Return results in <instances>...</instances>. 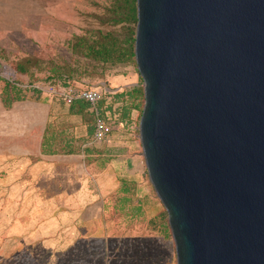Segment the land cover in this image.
<instances>
[{"label": "water", "instance_id": "obj_1", "mask_svg": "<svg viewBox=\"0 0 264 264\" xmlns=\"http://www.w3.org/2000/svg\"><path fill=\"white\" fill-rule=\"evenodd\" d=\"M139 141L177 264H264V0H136Z\"/></svg>", "mask_w": 264, "mask_h": 264}, {"label": "rangeland", "instance_id": "obj_2", "mask_svg": "<svg viewBox=\"0 0 264 264\" xmlns=\"http://www.w3.org/2000/svg\"><path fill=\"white\" fill-rule=\"evenodd\" d=\"M127 13L125 0H14L5 23L23 30L0 33V70L13 72L12 63H22L37 78L58 70L72 86L103 87L110 132L90 145L91 155L79 152L41 175L17 151L0 153V264H177L168 215L139 141L144 100L115 125L122 106L115 94L143 86L135 58L112 64L91 51L102 43L134 50L137 22ZM35 86L41 97L65 87L45 80ZM58 97L52 100L59 104L57 120L74 131L78 148L94 119L69 115ZM122 179L134 183L128 195L120 192Z\"/></svg>", "mask_w": 264, "mask_h": 264}, {"label": "trees", "instance_id": "obj_3", "mask_svg": "<svg viewBox=\"0 0 264 264\" xmlns=\"http://www.w3.org/2000/svg\"><path fill=\"white\" fill-rule=\"evenodd\" d=\"M125 4L128 8L126 19L137 22L136 0H125ZM100 45L96 49L91 48V51L104 62L125 63L130 57H134V50L119 51L120 48L115 43ZM3 55L5 54L0 53V56ZM11 66L13 72L0 70V147L20 148L29 155L32 161L44 158L54 160L53 156L58 153L71 154L75 157L79 156V152L91 155L93 146L86 144L93 138L95 120L97 117L107 120L108 110L107 106H103V97L97 103L99 116L91 111L90 103L85 100L75 99L69 105L70 114L79 115L82 119H85L89 114L94 119L87 131L88 138L84 139L82 144L76 148L74 143L77 140L74 137L70 139L67 136L64 137L63 131H58L47 123L48 114L37 109V102L41 98L42 91L35 86L36 81L45 80L67 87L73 85L69 75L60 73L58 70H50L43 78H37L30 67L25 64L12 63ZM115 100L122 103L119 109L121 117H119V121L115 122V125L118 126L124 120L129 119L131 110L137 109V102L144 100L143 86L135 85L125 88L115 94ZM61 102L65 103L63 100ZM50 155L52 158L47 157ZM133 184L122 179L120 192L128 195L133 191L131 188ZM123 199L132 201L130 197ZM139 201L137 200L139 205L137 211L141 212L142 207Z\"/></svg>", "mask_w": 264, "mask_h": 264}, {"label": "crops", "instance_id": "obj_4", "mask_svg": "<svg viewBox=\"0 0 264 264\" xmlns=\"http://www.w3.org/2000/svg\"><path fill=\"white\" fill-rule=\"evenodd\" d=\"M19 3H21V2H19ZM13 6H14V0H0V33H5L6 31H7V33H12V32H17L18 30H20V31L23 30L22 26H20L19 29H18L17 26L14 25V24L12 26H8L5 23L6 20H7L6 16H8L12 12ZM16 6H19V4L16 3ZM0 36H1V34H0ZM7 55H8V52H7ZM9 55H11V54H9ZM53 97H55V95L50 96V97H48V96L41 97L38 100V102H37V109L39 111H43V112L48 114L47 123L49 125L53 126L54 128H56V130L63 131V133H64L63 136L64 137L67 136V137H69V139L71 137H74V138L76 137L75 140H77V136L76 135L74 136L72 134L74 131L72 129H69L68 125H65V126L60 125V122L57 120V115L55 114V111H57L59 109V107H58L59 104L54 103L52 101ZM56 99L57 100H61L60 97H58ZM64 105H66L68 107V113H69V105H67L65 103H64ZM69 115H71V116H79V115H72L70 113H69ZM79 117L82 119L81 116H79ZM78 137H82V135H80ZM11 151L12 152L13 151H17L18 153L23 155L33 165L40 166V168H42V170L40 172V175L45 173L44 169L47 168L46 166H48L49 168L53 167V169H56V167L58 165L62 164L61 162L63 161V159L70 158V157H75L74 155H71V154L58 153L57 155L53 156L54 160L44 158V159H40L38 161H32L30 159L29 155L25 151L20 149V148H16V147H5V148H2V147H0V153L5 152L6 154H8ZM47 157L48 158H52L51 155L47 156Z\"/></svg>", "mask_w": 264, "mask_h": 264}, {"label": "built area", "instance_id": "obj_5", "mask_svg": "<svg viewBox=\"0 0 264 264\" xmlns=\"http://www.w3.org/2000/svg\"><path fill=\"white\" fill-rule=\"evenodd\" d=\"M54 95H59L61 100L65 104L70 105L75 99H82L90 103L91 111L96 113V116H99L97 110V103L102 99L104 95L103 87L99 86H67L64 88H55L51 91ZM110 131L108 122L99 117L95 120V129L91 142L87 145H92L95 142H103L107 140L108 132Z\"/></svg>", "mask_w": 264, "mask_h": 264}]
</instances>
